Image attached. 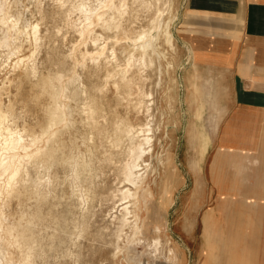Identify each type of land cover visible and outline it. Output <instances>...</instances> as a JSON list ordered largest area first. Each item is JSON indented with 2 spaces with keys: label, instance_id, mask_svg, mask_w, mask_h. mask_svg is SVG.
Here are the masks:
<instances>
[{
  "label": "bare ground",
  "instance_id": "6f19581e",
  "mask_svg": "<svg viewBox=\"0 0 264 264\" xmlns=\"http://www.w3.org/2000/svg\"><path fill=\"white\" fill-rule=\"evenodd\" d=\"M7 2L6 0H0V66L5 65L11 56H15L16 59L13 65L14 77H8L7 81L4 79L0 82V264H36L37 258L43 259L48 251L58 249L60 255L70 256L69 258L73 262L71 264H74V260L80 259L78 258L79 251L76 252L74 248L77 245V238L88 233L85 212L81 211L80 208L79 217H75L70 222H67L64 216L53 214L54 212L44 213L42 206L48 192H51L48 187L51 182L44 183V181H41L44 180L43 177L42 179L39 176L32 177L29 167L40 166L48 171H51L52 167L56 165L70 167L69 170H72V179L75 185L80 182L88 183L86 185L88 187L83 188V191L80 189L78 195L82 201L88 202V200H92L98 195L93 188L96 183L93 182L94 185L92 186L91 178L95 172L94 161L99 150L102 149L101 146L105 147L102 154L103 160L109 161L113 160L114 155L119 152L118 148L125 141H127V144L122 152L127 157L125 156L126 160L124 159L125 161L123 160L124 162L119 167L122 176L121 182H123L122 187H119L120 207L117 209L118 212L116 210L112 213L110 226H108L106 233L108 237L102 243L109 247V257L112 264H149L148 260H141L137 245H142L147 257L151 259H156L163 252L174 254V259L169 264H175L178 252L171 245L172 236L167 234L169 229L167 221L161 224L160 220L165 211V204H171L175 200L171 195V191L176 166L173 163L168 164L167 156L164 154L157 157L155 164L145 160L146 154L151 153L153 149V132L150 122L148 121L144 125L136 127L128 117H118L115 114L107 115L106 108L99 100L102 97L101 90L105 85L102 83V88L98 84H92L91 88L84 85L82 89L84 101H82L81 107L86 121V132L83 134L81 141L84 149L82 151L78 150L76 153L71 151L75 141L70 135V128L74 123L71 116L70 98H75L76 95L68 94L67 89L79 75L77 76L74 72L68 75L54 72L56 69L43 71L38 67L35 52L38 51L43 41L39 24L46 17L40 6L41 1L36 3L40 20L33 22L27 19L22 20L21 12L16 9L14 11L11 8L12 5ZM163 3L170 6L169 0H80L75 6L81 17L78 25L75 24L76 20L74 18V23L70 20V10L65 14V22L71 25L75 24L76 27H74L85 44L91 43L93 45L92 50H89L88 47H84L85 50L82 52L76 49L81 53L80 56L75 57L76 62L88 69V62L90 61L91 65H94V71L97 72L101 69V59H106L110 66H105V75L110 79L115 78L111 82L114 83L117 101H120L121 98H126L127 101L130 100L129 96L135 83L130 74V69L134 64L136 53L140 54V64L146 66L152 63L154 51L161 52L156 47L160 35H163L165 41L173 46L171 24L175 15H170L168 19L164 20L166 6L163 8ZM143 10L150 11L152 14L149 16L146 27L142 25L140 29L135 30L134 22ZM96 27L99 28V31ZM23 42L27 43L32 50L27 56H21L20 53L25 48ZM117 47L127 51L123 66L118 62ZM72 50L70 51L72 52ZM39 52L41 51L39 50ZM39 52L37 53L40 55ZM75 53L74 55H76ZM24 83H28L31 90L37 91L33 96L31 95V101H34L36 105L39 104L42 97L48 99V102L46 106L44 105V117L42 119H37L32 124L22 123L19 126L17 119L21 112L18 114L14 99L16 97L23 99L24 88L22 86ZM10 85L14 86L13 97L9 91ZM136 86L138 85L136 84ZM3 94H7L6 103L1 101ZM28 101L22 100L21 107H26ZM44 124H46V127L41 130ZM42 141H44L43 145H41ZM200 151L201 153L204 152V148L201 147ZM165 154L167 155V152ZM165 163L168 166L163 171V176L159 173V191L164 190V193L160 197H158V194L154 196L152 184L156 182L158 174L155 178L150 179L151 172L162 168ZM52 176H55V174H52ZM48 180L50 181V179ZM13 197L20 198L19 203L23 209L17 216L4 221L3 205H9ZM25 198L31 200L28 207L24 206L23 201ZM86 208L88 207L86 206ZM104 259L109 261L107 256ZM164 264L168 263L165 262Z\"/></svg>",
  "mask_w": 264,
  "mask_h": 264
},
{
  "label": "crops",
  "instance_id": "0c3cea01",
  "mask_svg": "<svg viewBox=\"0 0 264 264\" xmlns=\"http://www.w3.org/2000/svg\"><path fill=\"white\" fill-rule=\"evenodd\" d=\"M176 13L190 51L180 147L197 149L170 236L189 264H264V0H177Z\"/></svg>",
  "mask_w": 264,
  "mask_h": 264
},
{
  "label": "rangeland",
  "instance_id": "374dc122",
  "mask_svg": "<svg viewBox=\"0 0 264 264\" xmlns=\"http://www.w3.org/2000/svg\"><path fill=\"white\" fill-rule=\"evenodd\" d=\"M6 1H8L7 2L8 4L12 5L11 8L14 9V11L16 9L19 12H21L22 20L27 19V20H30L32 22L40 20L39 19V13H38L37 8H36V3H37V1L38 2L41 1L40 6L42 7V10L46 14V17H44L43 20L40 21L41 24H39L40 25V32L43 35V41L39 47L40 49L38 48V51L36 50V52H35L36 59L38 61V67L40 68V70H43V71H47L48 69H50V70L56 69V70H54V72L56 71V72L64 73L66 75L74 72L75 74H77V76L79 75L82 78L81 79L78 76L77 79L79 78L78 79L79 81L76 79L75 82L70 84L68 86V89H67L68 94L72 93V94L76 95L75 98L74 97L70 98V105H71V110H72L71 116L74 120L73 126L70 128V133H71L70 135H71V137H73V139L75 141L74 142L75 145L71 148V151L76 153L78 150L82 151L84 149L83 148L84 145L81 142L82 138H83V134L86 132L85 115H84V112L81 108L82 104H83L82 101H84V98H83L84 93L82 91L83 86L86 85L88 88H91L92 84H98L99 87L102 88L101 85L104 84L105 87L103 86V88L101 90L102 97L99 100L101 101V103H103L104 107L106 108V114L108 113L107 115L111 116L112 114H115L118 117H128L130 119V121L134 124V126H136V127L144 125L148 121L150 122L151 127H152V132H153L152 133V136H153L152 137V139H153L152 147H153V149H152L151 153L146 154L145 160L151 161L152 163L155 164L157 157L161 154L162 155L164 154L165 156H167V159H168L167 163L168 164L173 163V165L176 166L175 167L176 172L174 174L173 181H172L173 189L171 191V195H173V197H174L173 199H175V193L177 192V189H179V187L181 186V183H182V172H183L182 167H184L183 166V164H184L183 152L188 151L189 156L193 157V155H194L193 151L197 149V148L180 147L181 142H183L181 140L182 134H183V131L187 125L186 120L183 116V105H182V99H181L182 87H181V81L180 80H181L182 72L185 69V62L190 55L189 54L190 51L188 50V54H187L186 49L177 42L176 36L173 32L174 27H175L176 18H177V13H176V11H177V0H169L170 6H169V4L168 5H165L164 3L162 4L163 8L166 6L164 9V12H165V14L163 16L164 20L168 19V17L170 15H175V18L173 19L172 24H171L173 46H171L170 44H168L165 41L163 35H160L158 38L156 47L158 48L159 51L161 50V52L157 53V51L156 52L154 51L152 63L148 64L146 66L143 64H140V60H139L140 54L139 53L135 54L134 64L132 65V67L130 69V74L134 78L135 83H134V87L132 89V92L129 96V98H130L129 101H127L126 98H121L120 101L116 100L117 98H116V94H115V87H114V83H112L115 78L113 77L110 79V78L106 77V75H105L106 74L105 66H110V64H108L106 62V59H104V58L101 59V61H100L101 62V65H100L101 69L97 72L94 71V69H93L94 65L92 66L90 61L88 62V69L86 67H84L83 65H81L80 63L78 64L76 62L75 57L80 56L79 55V54H81L80 52L84 51L86 47H88L89 50L93 49V45L91 43L85 44V42L79 36V33L75 28L81 19V17L79 16L80 13L78 12L77 9H75V6L77 5V3L80 0H60V1L59 0H55V1L54 0L53 1L52 0H40V1L39 0H36V1L35 0H6ZM152 1H154V0H152ZM60 3H62V4H60ZM68 10H70V20H72L73 23L76 20L75 21L76 25L75 24L71 25L70 23L65 22V20H66L65 14L68 12ZM73 12H75V13L72 14ZM140 13L141 14H140L139 18L134 22V25L136 26L135 30H137V28L140 29L142 27V25H143V27L144 26L146 27L148 24L149 16L152 14V12H150V11L147 12L144 10L141 11ZM59 25L60 26L62 25V26L60 27ZM96 29H97V31H99L98 27H96ZM48 35H50V36H48ZM72 41H73V43L71 44ZM81 42H84V43H81ZM74 43H76V44H74ZM23 44H24L23 47L25 46V48L22 49V51L20 52L22 55L21 54L20 55L21 56H27L28 54H30V52L32 50L29 48V45L27 43L23 42ZM72 48H73V50H72ZM76 49L79 50L80 52L77 51ZM39 50L41 52H39ZM70 50H72V52ZM37 52H39L40 55ZM74 53L76 55H74ZM116 53L119 54V56L117 54L118 62L120 63V65L123 66L125 64V61H126L125 57L127 56V51L122 50L121 47H117ZM121 53H123V54H121ZM64 54H65V56H64ZM69 58H70V60H69ZM8 59H7L8 61L5 65L0 66V82L4 79L7 81L8 77H14V75H15L13 72V70H14L13 65L15 63L16 57L11 56ZM11 64H12L13 68H12ZM48 64H49V67H48ZM78 65H80V66H78ZM45 68H47V69L45 70ZM77 71H78V73H77ZM158 76H160V77H158ZM80 79L82 80V82H80L81 81ZM106 80H108V81H106ZM104 82H106L108 84H105ZM79 83H81V84H79ZM136 84L138 86H136ZM9 87H10L9 88L10 94L13 97V94H14V91H13L14 88L13 87L14 86L10 85ZM22 87L24 88L22 100H29V101H28L26 107H21V102H22L21 98L16 97L14 99L16 101V107H17L16 110H17L18 114L21 112L19 114L18 119H17L19 126H21L22 123L23 124L24 123L32 124L37 119H40V118L42 119L44 117V108L48 102V99H44L42 97L39 104L36 105L34 103V101H31L32 100L31 98L35 93H37V91L35 92V90H31L28 83H24ZM69 88H70V90H69ZM71 89H73V90H71ZM149 91H151V92H149ZM152 92H153V94H152ZM150 93H151V96H150ZM72 94H70V95H72ZM7 99H8L7 94H3L1 97V101L3 103H6ZM140 101H142V103H140ZM147 116H148V118H147ZM29 121H31V122H29ZM151 122H153V123H151ZM45 127H46V124H44V127L41 130H44ZM43 144H44V141L41 142V145H43ZM126 144H127V141H125L118 148L119 152L116 153L117 157L115 154L113 157V160H109V161L103 160L102 154H103L105 147L101 146L102 149L99 150L97 158L94 161V167H95L94 171L95 172L91 178L92 186L96 183L93 186V188L97 191L98 195L95 196L94 199L88 200V202L87 201L85 202L84 200L82 201V199H80V197L78 196L80 193V189L83 191V188L88 187V186H86V185H88V183L87 182L81 183L79 181L81 184L77 183L75 185V183L73 182V179H72V172H71L72 170H69V169H71L70 167H65L62 165H56V166L52 167V170H51L52 172H51V171H48V170L41 168L40 166H38V167H33V166L29 167L28 166L30 173L32 172V177L39 176L41 179L43 177L44 180H41V179L40 180L44 181V183H47V182L50 183L51 182L48 186L50 188L49 191L51 190V192H48V194L44 200L43 206H42L44 213H47L48 211H51L52 213L54 212L53 214H55L57 216H64V217H66L67 222H70L71 220L75 219V217H77V216L79 217V215H80L79 212H81V211L85 212V220H86L85 222H86V226L88 228V233L84 234L85 236L82 235V236L78 237L76 240L77 245L75 246L74 249L76 250V252L79 251L78 252V256H79L78 258H80V259L74 260V264H103V263L104 264H112V262L110 261V257H109V252H110L109 247L107 245H103L102 242L104 239H106L108 237L106 233L108 231V229H107L108 226H110V220H111L112 213H114V211H116L120 207L119 206V202H120L119 201V195H120L119 194L120 193L119 187L120 188L122 187L123 182H121L122 176H121L119 167L126 160V157H127L126 154L124 152H122V150L126 147ZM203 148L204 147H202V149ZM165 152H167V155L165 154ZM118 155H119V157H118ZM115 161H116V163H115ZM168 164L165 163L164 166H166V167L163 166L162 168L158 169L157 170L158 172L157 171L151 172L150 179L155 178L156 175L158 174L156 177V182H154L152 184L154 196H156L158 194V197H160L161 194L164 193V190H162L161 192L159 191L160 175L163 176V171H165V169H167ZM101 170H102V172H100ZM61 173H63V174H61ZM159 173H160V175H159ZM52 174H55V176H52ZM95 175H97V176H95ZM101 178H103V179H101ZM48 179H50V181ZM93 182H94V184H93ZM115 183H116V185H115ZM61 184H63V185H61ZM104 193H106V194H104ZM76 195H77V197H76ZM116 195H118V196H116ZM13 198L11 199L9 205H7V204L5 206L3 205L4 221H7V220L11 219L12 217L17 216L19 214V212L23 209L21 207V204L19 203L20 198H17V197H13ZM71 200H73V201H71ZM30 201H31L30 199L28 200V198H25L23 201L24 206L28 207L30 204L29 203ZM54 201H56L57 203ZM174 202L175 201L173 200V202L171 204H168V203L165 204V206H164L165 211H164V214L160 220L161 224L166 223V221L168 223V221H169V223H168L169 229L167 231L168 236L171 235L170 229H171V231H173V234L176 233V228L174 225L175 224V222H174V219H175V204H174ZM67 203L70 205H68ZM114 203H116V204H114ZM80 204L81 205L83 204V205L81 206ZM0 205H1V202H0ZM67 205L71 207L73 212L71 209H69L70 207H68ZM86 206L88 208H86ZM113 207H115L116 209ZM74 208H75V210H74ZM80 208H81V211H80ZM4 209H5V211H4ZM68 209H69V211H68ZM78 209H79V211H78ZM85 209H87V210L85 211ZM117 212H118V210H117ZM108 213L109 214L111 213V214L109 215ZM89 223H90V225H89ZM103 233H104V235H103ZM171 238H172V244L171 245L174 246V248L178 252V254L176 256L175 264H189V261H188V259H186V256L184 254L182 245L176 239L174 240L173 237H171ZM137 249L140 251L141 260H148L149 264H164L165 262H167L169 264L174 259V254H167L164 252L161 254L163 257L160 255L156 259H151V258L147 257V255L145 253V249L142 245H137ZM50 254H51V256H50ZM82 254H83V256H82ZM53 256H54V258H53ZM67 256L68 255H62V254L60 255L59 249L56 251H48L47 255L43 259H41V258L36 259V264H38V263L39 264H60L61 262H62L61 264H71L72 259L69 258L70 256H68V257ZM106 256H107V259L109 261H107V260L105 261L104 258ZM67 259H68V262H67ZM48 261H50V262H48Z\"/></svg>",
  "mask_w": 264,
  "mask_h": 264
}]
</instances>
